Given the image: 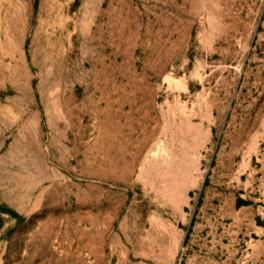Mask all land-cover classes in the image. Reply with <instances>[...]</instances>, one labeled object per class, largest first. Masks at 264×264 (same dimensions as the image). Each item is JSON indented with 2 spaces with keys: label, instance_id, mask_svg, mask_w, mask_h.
I'll use <instances>...</instances> for the list:
<instances>
[{
  "label": "rangeland",
  "instance_id": "1",
  "mask_svg": "<svg viewBox=\"0 0 264 264\" xmlns=\"http://www.w3.org/2000/svg\"><path fill=\"white\" fill-rule=\"evenodd\" d=\"M241 17L264 0H0V191L20 221L104 239V264L180 263L235 122L257 127Z\"/></svg>",
  "mask_w": 264,
  "mask_h": 264
},
{
  "label": "crops",
  "instance_id": "2",
  "mask_svg": "<svg viewBox=\"0 0 264 264\" xmlns=\"http://www.w3.org/2000/svg\"><path fill=\"white\" fill-rule=\"evenodd\" d=\"M241 21L255 23L256 29L252 35L256 44H242L238 52L243 57L239 67L246 71L244 78L258 81L257 127L247 129L243 122H235L231 141L223 145L228 153L209 175L178 264H264V45H257L264 37L263 31L258 33L264 17H241ZM240 37H244L243 31ZM244 78L240 88L246 84ZM237 116L242 118L237 109L225 115ZM22 214L18 205L9 202L7 193L0 191V264H104V239L84 243L64 238L54 244L41 235V227L20 221Z\"/></svg>",
  "mask_w": 264,
  "mask_h": 264
},
{
  "label": "bare ground",
  "instance_id": "3",
  "mask_svg": "<svg viewBox=\"0 0 264 264\" xmlns=\"http://www.w3.org/2000/svg\"><path fill=\"white\" fill-rule=\"evenodd\" d=\"M18 45L19 46H16V43H14L12 46H10V48H11V50H12V52L14 53V55L15 56H17V59H18V61L19 62H21V64H22V61H23V56H22V51H21V49H20V44L18 43ZM31 115H32V113H31ZM32 121L33 120H31V122H30V120L28 121L27 120V122L26 123H24L25 124V126H26V129L29 131V130H31V128H32V126H34V122H33V125H32ZM33 129V128H32ZM23 131V130H22ZM32 131V130H31ZM22 135V134H21ZM21 138H23V137H21ZM19 139V138H18ZM20 140V139H19ZM22 140V139H21ZM27 140H25V141H23L24 143L26 142ZM36 143V142H35ZM16 145V144H15ZM23 145V144H22ZM15 148V147H14ZM13 148V149H14ZM184 150H186V149H184ZM16 151H17V149H16ZM189 151V150H188ZM191 156V155H190ZM39 158V157H38ZM187 158V157H186ZM192 158V157H191ZM183 159V158H182ZM192 160H194V158H192ZM182 161V160H181ZM187 161V160H186ZM186 161H184V164H187L186 163ZM188 163H189V161H188ZM195 163V162H194ZM26 164V163H25ZM177 164L179 165V162H177ZM190 164V163H189ZM181 166L183 165V163L182 164H180ZM179 165V166H180ZM195 165V164H194ZM40 166V165H39ZM184 166V165H183ZM192 165H190V167H191ZM25 167V166H24ZM41 167V166H40ZM185 167V166H184ZM188 167V165H186V167L185 168H187ZM43 169V168H42ZM193 169V168H192ZM191 169V170H192ZM189 170H190V168H189ZM193 171V170H192ZM179 172V171H178ZM184 172V171H183ZM181 174V173H180ZM187 174V173H186ZM187 175H189V174H187ZM187 181V180H186ZM180 184V183H179ZM182 184L184 185V183L182 182ZM182 184H180V186L182 185ZM177 186V185H176Z\"/></svg>",
  "mask_w": 264,
  "mask_h": 264
}]
</instances>
